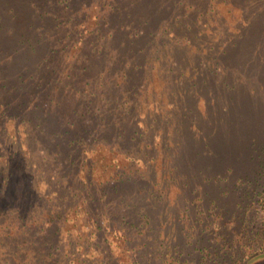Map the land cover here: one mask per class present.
Here are the masks:
<instances>
[{
    "label": "trees",
    "instance_id": "1",
    "mask_svg": "<svg viewBox=\"0 0 264 264\" xmlns=\"http://www.w3.org/2000/svg\"><path fill=\"white\" fill-rule=\"evenodd\" d=\"M235 1L218 0V4L211 6L206 12L216 8L218 14H223L221 18L228 20L225 16L232 9L238 8ZM188 2L190 3L184 0H165L164 3L156 0H0V124L17 118V122L26 129L27 123L41 120L42 127L35 130L39 126L35 124L31 136L33 141L41 142L44 133L47 132L45 126L48 120L55 121L56 132L51 134L54 150L48 156L56 161V182L61 184L56 190V198H49L48 194L43 198L30 192L26 182L18 188L17 180L20 179L18 175L24 173L23 168L27 166L22 163L16 165L19 160L17 156L3 155L2 151L0 152V218L6 214L13 215L15 223L12 224H17L16 229L18 228L20 233V235L9 234L4 237L9 241L4 250V253L9 255L7 264H107L104 259L108 250L102 244L105 243L107 234L115 230V221L118 219L116 227L124 229L121 236L125 238L128 236L127 246L129 247V244L133 246L129 249L140 253L141 256L145 254L149 246L148 232L153 231L151 224L154 218L158 217L154 210L163 198L165 189H155L157 182L149 181L148 176L140 172L136 162L134 168H130L126 174L119 170L114 177L97 187L91 182L90 166L87 170L84 169V154L92 149L94 143H100L111 151H117V154H125L128 161L134 159L136 161L139 158L144 166L149 169L154 168L148 161L154 159L149 153L154 151L155 145L152 142H143L141 139L151 131L153 127L151 120L145 123L143 130L130 122L131 117H135V122H138L136 102L137 97L141 95V83L137 80L146 65V62H141V58L146 54L147 45L151 49L155 42L154 47L161 48V44L165 43L163 40L166 37L165 31L169 29L174 30L175 34L176 30H185L190 35L193 34L192 37L185 34L182 38L190 39L189 44L193 48L196 47L193 43L200 34L196 24L202 21V15L192 17L195 13L193 9L197 5L193 4L195 5L193 6L190 0ZM90 3L96 11V19L91 27L87 25L84 14ZM224 4L230 9H225ZM52 8L56 9L53 16L50 13ZM164 14L166 21L161 17ZM62 15L65 16L64 20L61 19ZM262 15L254 14L252 22H248L244 28L235 27L231 36L233 39L225 45L226 47H220L216 53H213L216 54L213 56L215 63L209 65V74L215 76L219 71L223 72L221 82L225 84L228 94L235 89V84L229 85L226 71L230 68L220 63L223 59L232 62L234 56L233 66L245 65V68L248 63L254 61L255 58L249 60L250 62L245 61L244 58L249 54L245 47L255 41H249V35L261 34L264 31V18H260ZM186 18L192 23L187 24ZM161 20L165 21L164 25ZM154 21L155 25H153ZM49 22L53 29L51 31L53 38L56 40L63 36L65 38L71 36L64 35L61 29L68 30L72 26V38L78 36L72 45L76 55L65 76L58 80L50 79L54 70L42 61L31 64L33 54L36 53L44 58V55L53 56L54 50L56 51L50 48L46 40L48 30L46 28ZM156 31L161 32L156 35ZM173 39L175 43L188 45L182 43L179 37L173 36ZM173 39L169 38L166 44L168 41L173 43ZM211 49L213 47H209V50ZM60 51L61 49H58L56 52L60 53ZM103 60L106 61L103 63ZM118 68L119 71L116 70ZM108 73H116L121 80L120 83L115 79L106 81ZM208 82L209 79H204L201 83L207 85ZM108 83L109 85H106ZM117 87H122V91H118ZM252 92L254 93V90ZM196 93L195 91V99H200L201 96L205 98L201 90L200 94ZM237 93H242L246 97L243 91ZM234 95L231 96L235 98ZM250 97L252 96L249 95L248 98ZM229 99L231 100L232 97ZM241 99L243 100L239 103L243 104L246 98L241 97ZM238 107L241 109L234 108L230 103L224 105L221 110L227 118L223 129L217 126L219 129H213L210 134H203L200 127L201 119L196 116L194 105L187 108L181 117L173 120L174 128L162 127L160 145L162 150L166 151L164 155L169 156L168 162L171 168L167 173L177 174L176 180L173 179L174 182L180 176L178 173L182 172V166L185 168L194 166V176L204 173V167L197 164L206 159H218V165L222 166L216 169L217 175L205 178L207 181L217 185L219 181L228 180L233 167L227 161V157L232 152L229 150L228 154L223 152L220 155L218 146L229 144L227 147H231L230 144L237 142L234 137L237 131L247 132L252 125L254 127L257 125L256 120L248 116L252 113L250 107L244 104ZM234 111L242 119L237 130L232 129L231 119ZM37 112L44 114L29 116ZM155 120L157 119L154 118L152 122ZM169 122L171 123V121L166 123ZM194 127L200 129L198 134L185 136L186 130ZM176 133H181L180 140H176ZM87 142L91 143L88 145ZM14 143L20 144L17 141ZM174 148L175 151L177 149L176 152ZM166 162L164 159V163ZM213 163L214 161L208 165L214 167ZM83 171L85 175L81 173ZM185 185L187 183H184ZM216 188L219 189L220 194L225 192L223 189L220 190V186ZM195 190V188L191 189L190 193ZM207 194L208 191H205L203 195ZM115 195L116 197H113ZM263 200L264 197L261 196V208L264 209ZM209 204L213 205L214 209L217 207L213 198L210 199ZM110 205L114 206V211L112 214L110 212L111 215H107L109 209L105 208ZM121 206L125 207L124 211H120ZM40 211L43 215L36 217L35 214H39ZM82 213L87 221L91 220L93 230L90 233L96 240L93 244L89 242L87 236L82 240L80 236L76 238L72 232L66 235L67 232L63 229L72 226L73 220H77V216ZM220 214L219 209L217 215ZM246 215L247 209L236 216L233 215L234 221L239 226L237 234L241 235V240L243 239L242 245L234 247L231 243L230 245L227 242L223 243L222 247L213 251L212 257L209 258L214 264H249L256 257L264 255L263 214L259 228L253 233V238H258V246L253 247L248 255L243 252L240 257L239 255L235 257L236 260L228 263L225 260L227 256L231 258L233 252L237 253L247 245L245 237L251 231L245 223ZM5 219L7 218L3 221ZM0 223L2 224V221ZM0 226L8 227L7 224ZM62 231L67 237L66 245H61L65 242H61L64 238ZM1 236L2 233L0 240ZM93 247L99 256H94L92 260L83 258L77 262L82 251L87 253ZM229 250L232 251L230 254ZM180 254L178 253V256ZM17 255L21 259L16 263ZM100 256L103 259L98 258Z\"/></svg>",
    "mask_w": 264,
    "mask_h": 264
},
{
    "label": "rangeland",
    "instance_id": "2",
    "mask_svg": "<svg viewBox=\"0 0 264 264\" xmlns=\"http://www.w3.org/2000/svg\"><path fill=\"white\" fill-rule=\"evenodd\" d=\"M156 1L164 3L165 0ZM184 1L190 3L188 0ZM190 1L192 5H197L193 9L195 13L192 17L202 15V21L196 24V28L200 30V34H198V39L193 43L198 49L196 47L193 48L189 44L190 39L182 38L185 34L190 37L193 34L190 35L185 30H176V35L174 30L169 29L165 31L164 36L166 37L163 36L165 43L161 44V48H155V42L151 49L147 45L146 54L141 58V62H146V65L143 69L144 72L139 75L137 80V82L141 83V95L139 98L137 97L136 102L138 105L136 108L138 118L136 120L138 122H135V117H131L130 122L140 130H143L145 123L151 120L150 122L153 124L151 131L146 133V136L141 139L143 142H152L155 145L154 151L149 153V155H153L154 159L153 161H148L150 166H154V168L149 169L144 166L143 161L139 158L136 161L135 159L128 161L125 154H117V151H111L100 143H94L91 146L92 149L84 154V169L87 170V167L90 166L92 169L91 182L95 186L97 185V187L100 183H104L111 179V177H114L115 173L119 170L126 174L130 168H134L133 166H135L136 162L138 163L137 167L140 168V172L142 171V174L148 176L149 181L157 182V185L154 187L155 189H165V192L162 194L163 198L154 210L158 217H155L151 224L153 231L148 232L149 239H147V242L149 246L146 248L145 254L141 256L140 253H135L134 250L131 251L129 249L132 245L129 244V247L127 246L126 241L128 236L126 238L121 236L124 229L116 227L119 220L117 218L115 230L107 234L106 241L102 244L108 250L107 257L104 259L107 261V264H142L143 262L146 264H214L209 258L212 257L213 251L222 247L223 243L227 242L229 245L231 243L234 247L242 245L243 239L241 240V235L237 234L239 226L234 221L233 215L236 216L245 209H247V220L245 223L248 224L247 228L251 231L245 237L247 245L245 248H241L239 252H233L231 258L227 256L226 262L236 260L235 257L237 255L240 257L243 252L246 255L250 254L252 248L259 244L258 238H253V233L259 228L260 221L263 218L262 215L264 214V209L261 208L262 204L260 202L261 196L264 197V31L261 30L263 31L261 34L257 33L248 37L249 41L255 40L256 42L253 41L245 47V50L249 53L248 57L244 58L245 61H251V59L255 58L252 63L246 65L247 67L244 68L245 65L233 66L235 61L234 56L232 57V62L227 59L221 60V65L224 64L230 68L226 71L227 76H229L227 82L229 85L235 84V89L231 90L230 94H228L229 91L226 89L225 84L221 82L224 75L223 72L219 71L218 75L215 76L210 75L209 65L211 66L215 63L213 56L216 54L213 53H216L220 47H226L225 45L233 39L231 36L235 27L243 26L244 28L251 21L254 14L256 16L258 14L262 15V12H264V0H236L235 3L238 8L232 9L227 16L224 14L228 20L222 19L221 16L223 14H218L216 8L212 9L211 12H206L211 6H216L218 0ZM224 6L226 7L225 9H230L227 8V5L224 4ZM55 10L52 8L50 12L52 16ZM84 14L86 16L85 19H87V25L91 27L96 19V11L92 8L91 3L88 10L84 11ZM161 17L164 18L165 14ZM260 18H264V15ZM61 19L64 20L65 16L62 15ZM164 20L166 21L165 18ZM165 21H162L163 25ZM186 21L187 24L192 23L188 18H186ZM155 23L154 21L153 25ZM47 25L46 40L50 48H54L56 51L61 49V51L59 53L54 50L53 56L45 57L44 55L45 59L35 53L36 55H32L31 64L34 65L42 61L54 70L50 79L58 80L65 76L68 71L67 69L71 66L73 58L76 55L72 45L78 36H75L74 39L72 38V26L68 30L61 29L64 35L71 36L67 38L63 36L56 40V38H53L51 32L53 30L51 29V22ZM163 25L162 28L164 27ZM160 32L156 31V35H159ZM173 36L181 38V42L184 44L188 43V45L175 43ZM169 38H172L174 41L173 43L168 41V44H166ZM209 47H213V49L209 50ZM105 61L103 60V63ZM28 64H30V60H28ZM116 70L119 71V68ZM81 79L82 77H80ZM113 79L118 83L121 81L116 73H108L106 81H112ZM204 79H209L207 85L201 83ZM106 85H109V83ZM121 88L117 87L116 89L122 91ZM200 90L203 92V97L205 98L201 96L200 99H195L194 92L196 91L200 94ZM252 90H254V93ZM242 91L246 94V97L242 93H237ZM233 94H235V98L231 96ZM249 95L252 97L248 98ZM231 97L232 99L230 100L229 98ZM241 97L246 98L243 104L246 107H250L252 113L248 114V116L252 120H256L257 125L256 127L252 125L251 129L247 132L244 130L237 131L234 137L238 143L230 144L231 147H227L229 144L218 146L220 155L223 152L228 154L229 150L232 152L227 157V161L233 167V172L229 173L228 180L219 181L220 183H217V185L207 181L205 178L217 175L218 170L216 169L222 166L218 165V159H206V161L202 160L197 164V166L202 165L204 167V173L202 172L194 176V166H187L186 168L182 166V172H177L180 176L174 182L173 179L176 180L177 174L167 173L171 168L168 162L169 156L164 155L166 151H163L162 145H160L162 127L174 128L175 121L173 122V120L181 117V114L186 112L187 108L194 105L195 114L201 119L200 127L203 134H210V131L213 132V129H219L217 126L223 129L227 116L223 114L221 108L230 103L233 104L234 108L241 109L238 107L239 105H243L239 103L243 100ZM205 112L206 115H204ZM236 113L235 111L233 112L231 119L233 124L232 129L234 130L240 127L242 121ZM43 114L37 112L29 116H43ZM169 115L172 116L169 117ZM154 118L157 120L152 122ZM17 121L16 118V120L10 122L4 121L0 124V152L2 151L3 155L17 156L16 158L19 160H17L18 163L16 162V165L22 163L27 166V168H23L24 173H19L18 175L20 177L17 180L18 188L22 187V184L26 182V186L30 189V192L43 198H46L48 195L49 198H56V190L61 184L56 182V161L54 162L51 160V156H48L54 150V146L52 145L53 135L51 134L56 132L55 121L51 122L48 120L45 126L47 132L44 133L41 142L38 140L33 141L31 137L33 136V126L35 124H39L35 130H39L42 127L41 120L31 121L30 124L27 123V131ZM167 121H171V123H166ZM187 123L188 121H186ZM129 126L131 125L129 124ZM199 130L196 127L186 130L185 136L198 134ZM27 132L29 136H27ZM176 134V140H180L182 137L181 133ZM15 141L20 144L16 145ZM89 143L91 142H87L88 145ZM176 151L174 148V152ZM164 159L167 161L166 163H164ZM213 161L214 167L209 166L208 163ZM81 173L85 175L84 171ZM184 183H187V185L184 186ZM217 186H220V190L223 189L225 192L220 194L219 189L216 188ZM193 188L196 189L195 192L190 193V190ZM205 191H208L207 195H203ZM257 193L260 194L257 195ZM116 195L113 197H116ZM196 197L202 198V200ZM212 198L217 203L215 209L213 205L209 204ZM52 203L56 204V202ZM105 209H109L107 215H111L114 211V206L110 205ZM219 209L221 214L217 215ZM124 210L125 207L121 206L120 211ZM38 215H43V213L40 211L39 214H35L36 217ZM4 218L7 219L3 221ZM1 221L2 224L0 223V225L4 226L7 224L10 228H1L0 226V233H2L0 240V264H7L9 262V255L5 254L4 250L9 241L7 237H4L9 234L20 235V233H18V228L16 229L17 224H12L15 223L13 222V215L6 214L0 218ZM73 221L74 223L69 228L63 227L65 232H67L66 235L72 232L76 238L80 236L82 240L87 236L90 243H95L94 235L90 233L93 230L91 220L87 221L85 215L82 213L77 216V220ZM65 232H63L64 238L61 240V242H65L61 243V245H66L67 237L65 236ZM79 250L82 251L81 249ZM231 250H229V254L232 252ZM178 253L181 254L178 256ZM94 256H99L95 252V247L88 250L87 253L82 251L77 262H80L83 258L92 260ZM98 258L103 259L101 256ZM15 259L17 263L21 258L17 255ZM249 264H264V255L256 257Z\"/></svg>",
    "mask_w": 264,
    "mask_h": 264
}]
</instances>
